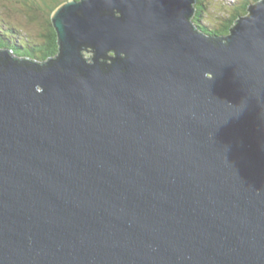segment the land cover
I'll list each match as a JSON object with an SVG mask.
<instances>
[{
    "label": "water",
    "instance_id": "obj_1",
    "mask_svg": "<svg viewBox=\"0 0 264 264\" xmlns=\"http://www.w3.org/2000/svg\"><path fill=\"white\" fill-rule=\"evenodd\" d=\"M195 3L67 0L56 57L0 49V264H264V0L225 37Z\"/></svg>",
    "mask_w": 264,
    "mask_h": 264
},
{
    "label": "trees",
    "instance_id": "obj_2",
    "mask_svg": "<svg viewBox=\"0 0 264 264\" xmlns=\"http://www.w3.org/2000/svg\"><path fill=\"white\" fill-rule=\"evenodd\" d=\"M30 1V0H28ZM27 1V2H28ZM33 0H31L32 2ZM67 0H39L42 2L43 7L39 9L37 5L28 6L29 12L33 15L30 16V23H40L42 30L35 33L28 32L19 28L13 20H9L11 16L6 18L0 16V49H8L12 54L16 55V58L21 60H31L38 62H46L50 58H54L59 53V43L58 34L52 22V13L57 6ZM207 0H196L195 14L191 18V23L197 31H202L206 35L225 37L230 34L231 27L234 26L237 19L241 15L248 13V8L250 4L255 3L259 0H243V2L238 5L233 12H229L228 16L221 21L219 28L212 29L204 24V18L202 13V8L205 7L204 2ZM49 2V5L47 3ZM41 11V14L37 11ZM44 17V18H43ZM22 30L26 33L28 37H22L17 40L15 36L19 37L22 35ZM21 31V32H20ZM37 36V37H36ZM24 44L27 45L25 47ZM113 53H109V56ZM89 56V54H86Z\"/></svg>",
    "mask_w": 264,
    "mask_h": 264
},
{
    "label": "rangeland",
    "instance_id": "obj_3",
    "mask_svg": "<svg viewBox=\"0 0 264 264\" xmlns=\"http://www.w3.org/2000/svg\"><path fill=\"white\" fill-rule=\"evenodd\" d=\"M27 1L28 0H0V16L4 18L11 16L9 20H13L19 28L23 27L24 30L35 33L42 30V26H40V23L38 22L30 23V16L33 14L29 12L30 10L28 6L31 7L37 5V7L41 9L43 4L42 2H39V0H33L32 2L31 0ZM242 2L243 0H207L206 3L204 2L205 7L202 8L204 24L211 28H219L221 21L228 16V13L230 11L233 12L232 10ZM47 5H49V2ZM234 11L236 12V9ZM37 12L41 14V11L38 10ZM248 13L241 16H246ZM21 33V36H15L17 40H20L25 36L28 37L23 30ZM19 42L22 43L21 40ZM23 45L27 47L26 44L23 43ZM86 54L87 52H85V55Z\"/></svg>",
    "mask_w": 264,
    "mask_h": 264
},
{
    "label": "clouds",
    "instance_id": "obj_4",
    "mask_svg": "<svg viewBox=\"0 0 264 264\" xmlns=\"http://www.w3.org/2000/svg\"><path fill=\"white\" fill-rule=\"evenodd\" d=\"M238 20V19H237ZM235 24H236V22H235ZM201 31V30H200ZM202 32V31H201ZM205 34V33H204ZM209 36V35H208ZM216 37V36H215Z\"/></svg>",
    "mask_w": 264,
    "mask_h": 264
},
{
    "label": "flooded vegetation",
    "instance_id": "obj_5",
    "mask_svg": "<svg viewBox=\"0 0 264 264\" xmlns=\"http://www.w3.org/2000/svg\"><path fill=\"white\" fill-rule=\"evenodd\" d=\"M212 29H215V28H212Z\"/></svg>",
    "mask_w": 264,
    "mask_h": 264
}]
</instances>
